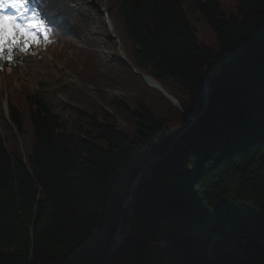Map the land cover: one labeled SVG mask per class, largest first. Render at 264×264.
I'll return each instance as SVG.
<instances>
[{
	"label": "trees",
	"instance_id": "16d2710c",
	"mask_svg": "<svg viewBox=\"0 0 264 264\" xmlns=\"http://www.w3.org/2000/svg\"><path fill=\"white\" fill-rule=\"evenodd\" d=\"M106 1L126 60L180 108L118 59L130 88L109 113L63 104L50 85L30 90L21 51L3 60L0 264H264V0H234L228 17L217 0H190L218 53L197 45L182 0ZM79 2L58 5L67 28L50 42L62 49L95 22ZM233 54L207 69V107L182 133L203 109L204 69ZM127 118L133 131L120 128Z\"/></svg>",
	"mask_w": 264,
	"mask_h": 264
},
{
	"label": "rangeland",
	"instance_id": "374dc122",
	"mask_svg": "<svg viewBox=\"0 0 264 264\" xmlns=\"http://www.w3.org/2000/svg\"><path fill=\"white\" fill-rule=\"evenodd\" d=\"M49 1L29 0L30 3H33L32 9L37 12L39 18L44 21L47 27L56 26L62 32L67 27L63 25L61 17L55 13L57 12V2L56 0H52L53 2L51 0ZM79 1V4H76L77 7L81 5L84 7V4H90L92 7L91 16L94 17V24L92 25L88 21H83V24H90L87 26L84 25L83 30L88 29L87 35L76 37L75 41L73 40L69 45H65L63 49L61 44L55 45L51 43L49 36V42H44L41 39L40 43L34 44L29 52L25 53L21 51L19 80H21L22 84L27 87L29 86L31 88L30 90L35 88V83L50 85L51 88L55 89H62L56 95V99L63 104L65 103L66 105L85 110L89 104L95 102L98 107L106 108L109 113V104L111 101L115 97L126 94L125 90L130 88L128 83H125L122 79L123 77L118 75V71H112L113 67L109 62L122 58L123 60L121 59L120 61L140 81L144 82L142 77L146 76L129 64L125 58L124 50L117 47L119 44L114 42L116 44V49H114L112 42L106 38L107 30L104 26V17L101 15V11H109V5L111 4L106 0ZM217 1L220 4L224 16L228 17L235 14L236 7L234 0ZM182 7L187 11V17L195 32L197 45L214 53H218L219 46L214 33L197 12L191 11V1L182 0ZM111 13L113 19L117 20L118 30L121 29L120 20L117 19V13L115 11H111ZM107 19L110 23L108 13ZM87 50H90L91 54L95 57V64L92 66L84 64V54ZM1 61L2 59H0V67ZM78 75L83 76L84 81ZM2 82L3 76L0 77V86H3ZM78 88L85 92V96H82L83 98L77 97ZM67 94L71 96V104H67ZM178 98L183 104L187 99L184 96H178ZM173 106L178 109L180 108L179 103L178 106ZM123 123L126 125L125 127H120L123 131L128 132L129 128L133 131V121L131 119L127 118Z\"/></svg>",
	"mask_w": 264,
	"mask_h": 264
},
{
	"label": "snow or ice",
	"instance_id": "6c2138e0",
	"mask_svg": "<svg viewBox=\"0 0 264 264\" xmlns=\"http://www.w3.org/2000/svg\"><path fill=\"white\" fill-rule=\"evenodd\" d=\"M50 34L29 0H0V59L11 63L18 51L29 52L41 39L49 42Z\"/></svg>",
	"mask_w": 264,
	"mask_h": 264
},
{
	"label": "water",
	"instance_id": "95a60500",
	"mask_svg": "<svg viewBox=\"0 0 264 264\" xmlns=\"http://www.w3.org/2000/svg\"><path fill=\"white\" fill-rule=\"evenodd\" d=\"M111 38H113L111 36ZM235 54L225 58V59H221V60H217V61H214L213 63L209 64L205 69H204V72H203V94H204V97H203V109L197 114L195 115V117H191L190 118V124L182 131L185 132L191 125H193L195 123V121L200 117V115L205 111L206 107H207V103H208V96H207V93L210 91V88H209V85H208V82H207V77H206V72H207V69L211 66H214V65H219V64H226L228 62H230L233 57H234ZM122 58H120L121 60ZM123 60V59H122ZM146 77H142V80L150 87V88H154L152 87L151 85H149L146 81ZM150 79V78H148ZM152 82L155 84V86H157L155 89L160 92L162 94V96L164 98H166L167 100H169L173 105L175 106H178V103L177 101L172 97L170 96L169 94H167V92H165L155 81L152 80ZM178 137V136H177ZM138 181V177L135 181V184L137 183ZM118 236V240L117 242L111 247L110 251H109V254H112L119 246L120 244L122 243L123 239H124V235L122 234V231H121V221H120V224H119V227L117 229V232L115 234V236ZM115 236L113 238V241L115 239Z\"/></svg>",
	"mask_w": 264,
	"mask_h": 264
},
{
	"label": "bare ground",
	"instance_id": "6f19581e",
	"mask_svg": "<svg viewBox=\"0 0 264 264\" xmlns=\"http://www.w3.org/2000/svg\"><path fill=\"white\" fill-rule=\"evenodd\" d=\"M109 25V24H108ZM108 30H111V31H113V27L111 26V23H110V25L108 26ZM114 32V31H113ZM147 78V77H146ZM146 81H147V83L149 84V85H151L152 87H154V88H152V89H154V90H156L155 88L157 87V86H155V84L152 82V80L151 79H146ZM160 86V85H159ZM117 240H118V236L116 235L115 236V239H114V244L117 242Z\"/></svg>",
	"mask_w": 264,
	"mask_h": 264
}]
</instances>
